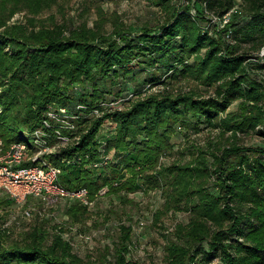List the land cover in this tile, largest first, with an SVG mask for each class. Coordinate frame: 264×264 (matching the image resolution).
Listing matches in <instances>:
<instances>
[{
    "label": "trees",
    "instance_id": "trees-1",
    "mask_svg": "<svg viewBox=\"0 0 264 264\" xmlns=\"http://www.w3.org/2000/svg\"><path fill=\"white\" fill-rule=\"evenodd\" d=\"M58 1L0 0V135L5 147L24 140L35 148L34 131L40 128L47 132L45 138L53 136L52 119L50 127L44 124L49 105L66 107L78 124L84 111L98 110L80 132L81 127L72 131L57 126L74 139L46 155L61 168L60 180L68 190L85 187L93 201L106 186L107 195L163 188L166 200L157 219L172 210L191 215L187 223L176 225L178 240L167 245L169 264H197L201 254L222 255L221 264H264V146L237 142L240 132L264 136V86L251 76L256 66L264 70V56L249 60L247 52H239L243 41L257 50L264 46V0H242L250 19L236 30L233 13L224 28L211 23L212 16L221 19L234 8L236 0H155L167 9L168 18L140 34L122 25L106 33L100 22L74 28L37 26L34 18L11 22L18 12L37 15ZM198 2L204 11L196 8ZM201 21H207L209 29ZM165 59L171 63L172 78L194 80L201 87H213L215 93L165 89L119 109L106 104L103 90L94 84L89 98L72 101L73 85L98 76L126 77L141 63L154 65ZM235 101L238 112H227ZM190 117L224 134L231 131L233 139L223 147H197L189 160L162 164L164 152L173 148L171 138ZM106 120L116 124L107 145L115 158H108L104 174L92 165L102 158L97 136ZM67 213L78 222L88 215L89 206L74 199ZM54 229L50 242L49 231L36 226L23 242L7 246L3 238L7 232L0 227V264H85L64 238L65 229ZM132 231L130 225L121 226L117 264H134L127 257ZM235 235L242 240L232 241ZM204 241L209 252L194 248Z\"/></svg>",
    "mask_w": 264,
    "mask_h": 264
},
{
    "label": "rangeland",
    "instance_id": "rangeland-1",
    "mask_svg": "<svg viewBox=\"0 0 264 264\" xmlns=\"http://www.w3.org/2000/svg\"><path fill=\"white\" fill-rule=\"evenodd\" d=\"M185 2L187 1H183L182 4ZM196 8L205 10L202 2H198ZM234 9L238 10V12L234 11L232 16L235 23L234 30H236L235 28L246 24L250 16L242 0H236L232 10ZM31 18L35 19L37 26L65 24L74 28L87 24L89 27H95V24L100 22L104 24L103 31L105 30L106 33L113 30L115 26L122 25L130 29L133 34H140L145 28H158L168 18V12L155 0H59L51 8L37 15L30 14L26 10L18 12L11 22L18 20L26 23ZM211 18V23L216 21L220 25L219 28H224L223 19L217 16ZM201 24L205 30L209 29L207 21H201ZM211 29L214 30V25ZM241 45L239 52H247L250 56L249 60H257L264 56V46L257 50L255 47H250L248 41H243ZM170 64L167 59L163 63L159 62L154 65L141 63L133 74L126 77L123 74L117 77L114 75L98 76L95 81L73 85L69 88L70 95L73 97L72 101L89 98L94 84L103 90L107 101L105 103H111L113 108L119 109L126 108L132 100L138 97L153 92L159 93L165 89L186 91L195 88L205 95L215 93L213 87H201L194 80L172 78L173 70L168 68ZM251 76L264 86V70L256 66L252 69ZM154 77L159 78L158 81H153ZM238 105L239 101L233 102L227 112H238ZM75 110L76 107H73L71 112ZM85 112L87 111L82 113L81 120L83 121L80 124L78 121L74 122L73 130L81 127L80 132L83 128L85 129L88 116L99 114L98 110L92 113ZM52 121L55 126L54 135L45 138L46 135L43 134V139L48 145L40 154L41 158L50 152L58 151L60 147L74 139V136L66 135L65 132H63L64 137H60V129L62 127L67 129L69 125L66 116L52 118ZM115 129L116 124L112 120H106L97 136L102 151V158L92 165L97 172L105 174L108 158H115L114 150L107 149L108 141L115 136ZM27 134L26 131L23 132V135ZM54 136L57 137L54 138ZM171 139L174 144L173 148L166 150L161 158L164 165H170L174 161L189 160L191 152L197 147L206 149L214 144L222 147L229 145L233 137L231 131L224 134L219 128L202 125L197 123L196 118L190 117L185 126L178 127L177 133ZM237 142L248 146H264V136L252 131L240 132ZM31 154L35 152L32 151ZM233 159L234 156L230 157V160ZM107 189V186L101 189L99 195L92 201L93 204L89 206L88 215L78 222L73 221L67 213L68 207L74 201L72 198L53 197L48 200L31 198L26 204H19L8 194L0 191V227L7 232L3 237L5 245L10 246L14 242H23L28 232L36 226L49 231L50 242L56 231L54 227L62 226L65 229L64 238L71 242L74 252L83 258L85 264H117L116 249L120 244L121 226L130 225L133 231L128 259L134 264H169L167 245L170 241L178 240L175 235L176 225L179 222L187 223L190 220V213L172 210L157 219L155 214L163 209L166 200L165 194L162 193L163 188L152 190L142 188L136 192H122L118 195L105 194ZM210 189L216 192V186L213 184ZM28 208L32 210L30 216L25 215V210ZM235 239L240 238L235 235L231 240ZM193 246L205 252L210 250L207 241L195 243ZM223 261L222 255L207 257L201 254L197 264H221Z\"/></svg>",
    "mask_w": 264,
    "mask_h": 264
},
{
    "label": "built area",
    "instance_id": "built-area-1",
    "mask_svg": "<svg viewBox=\"0 0 264 264\" xmlns=\"http://www.w3.org/2000/svg\"><path fill=\"white\" fill-rule=\"evenodd\" d=\"M234 11L238 12L236 9H231L221 18L224 24L230 20ZM49 107V119L45 120V126H51L50 119L52 118L66 116L69 121L67 129L75 128L74 121L71 120L77 117L75 114L69 113L66 107H53L52 105ZM45 132L43 128L34 131L35 148H31L24 140L12 142L5 147L0 135V191L8 194L19 204H26L29 198L48 200L53 197H69L91 206L93 202L87 188L68 190L60 180L61 168L50 162L46 156L41 158L40 154L47 147L43 139ZM59 134L60 137H64L63 130L60 129ZM32 151L35 154L32 155ZM31 214L30 208L25 210V215L30 216Z\"/></svg>",
    "mask_w": 264,
    "mask_h": 264
}]
</instances>
